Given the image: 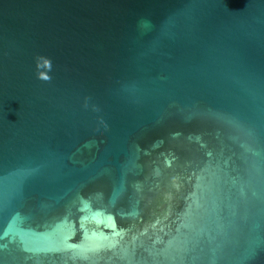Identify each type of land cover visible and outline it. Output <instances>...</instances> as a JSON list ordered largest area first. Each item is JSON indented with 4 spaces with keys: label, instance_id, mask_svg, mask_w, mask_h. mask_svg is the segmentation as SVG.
<instances>
[{
    "label": "water",
    "instance_id": "water-1",
    "mask_svg": "<svg viewBox=\"0 0 264 264\" xmlns=\"http://www.w3.org/2000/svg\"><path fill=\"white\" fill-rule=\"evenodd\" d=\"M0 264H264V0H0Z\"/></svg>",
    "mask_w": 264,
    "mask_h": 264
}]
</instances>
